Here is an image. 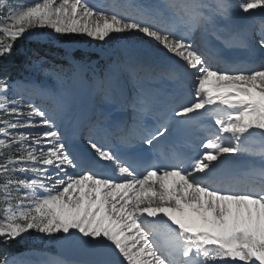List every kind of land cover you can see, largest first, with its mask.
<instances>
[{
	"label": "snow or ice",
	"instance_id": "6c2138e0",
	"mask_svg": "<svg viewBox=\"0 0 264 264\" xmlns=\"http://www.w3.org/2000/svg\"><path fill=\"white\" fill-rule=\"evenodd\" d=\"M75 35L168 64L179 90L161 106L120 80L139 65L46 68L39 49ZM25 42L45 78L0 73V264H24L7 248L33 234L82 257L36 264H264V0H0V60ZM86 80L98 103L69 132Z\"/></svg>",
	"mask_w": 264,
	"mask_h": 264
},
{
	"label": "rangeland",
	"instance_id": "374dc122",
	"mask_svg": "<svg viewBox=\"0 0 264 264\" xmlns=\"http://www.w3.org/2000/svg\"><path fill=\"white\" fill-rule=\"evenodd\" d=\"M87 39H88V40H90V41H93V40H91V39H90V38H88V37H87Z\"/></svg>",
	"mask_w": 264,
	"mask_h": 264
}]
</instances>
